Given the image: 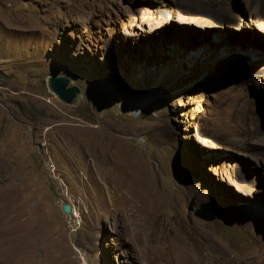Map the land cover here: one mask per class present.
Instances as JSON below:
<instances>
[{
    "label": "rangeland",
    "instance_id": "rangeland-1",
    "mask_svg": "<svg viewBox=\"0 0 264 264\" xmlns=\"http://www.w3.org/2000/svg\"><path fill=\"white\" fill-rule=\"evenodd\" d=\"M207 7L0 0V264H264V43L240 50Z\"/></svg>",
    "mask_w": 264,
    "mask_h": 264
},
{
    "label": "bare ground",
    "instance_id": "bare-ground-1",
    "mask_svg": "<svg viewBox=\"0 0 264 264\" xmlns=\"http://www.w3.org/2000/svg\"><path fill=\"white\" fill-rule=\"evenodd\" d=\"M214 1H216L221 8L219 10H217V12H214L212 9L207 7L205 9V12H207V14L209 16L217 17L222 22L224 27L225 26H231L234 29L237 28L238 30H242L243 32H245V33L247 32L251 35V38L248 39L249 42L245 38L243 39L240 37V39H239V38L233 37L234 38L233 43H235L234 45L236 47H239L240 50L243 49V51H246V53L251 52V51H248L250 49L251 50L256 49V50H254V52L260 51V50L262 51V47L264 46L263 45L261 47L262 43H264L263 39L261 38V36H264V0H248V2L251 5L252 13L249 16L250 22L247 25L250 26L251 28L250 27H247V28L243 27L244 23L241 22L242 20H241L240 13L235 8H233L234 6L232 5L233 6L232 7L227 2V0H214ZM212 4H213V1H212ZM240 27H241V29H240ZM253 28L258 33V34L254 33V36L251 34V32H252L251 29H253ZM252 38L254 39V42H253ZM256 38H258V39H256ZM252 71L253 72L255 71L256 74H264V63H262V62L258 63V65H256ZM262 94L264 95V92H262ZM235 106L238 109V112H241V113L244 112L245 116H247V114H250L251 117L253 118V120L255 121V118L252 115L253 105L247 99L246 89L244 87L239 88L237 91ZM253 135L260 139L261 136L264 137V132L255 130V132H253ZM253 152H254V155H252V160L254 161V163L253 162L252 163L254 164V167H255L254 176H256V179L257 178H260V179L264 178V144L256 146L254 148ZM257 167L260 169H258ZM240 184H241L242 188L245 187V185L247 186V183H245V182H240ZM195 248L198 249L197 245H195Z\"/></svg>",
    "mask_w": 264,
    "mask_h": 264
},
{
    "label": "water",
    "instance_id": "water-1",
    "mask_svg": "<svg viewBox=\"0 0 264 264\" xmlns=\"http://www.w3.org/2000/svg\"><path fill=\"white\" fill-rule=\"evenodd\" d=\"M49 87L67 104H72L81 94V88L77 85H72L71 80L67 76H51L49 78ZM62 209L64 213L72 214V206L70 204H64ZM195 215L203 220L214 221L217 213L211 209V203H208L202 205L200 210H196Z\"/></svg>",
    "mask_w": 264,
    "mask_h": 264
}]
</instances>
